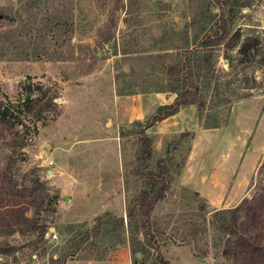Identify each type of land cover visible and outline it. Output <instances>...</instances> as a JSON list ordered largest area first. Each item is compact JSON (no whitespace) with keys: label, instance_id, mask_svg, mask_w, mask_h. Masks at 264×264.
Listing matches in <instances>:
<instances>
[{"label":"rangeland","instance_id":"obj_1","mask_svg":"<svg viewBox=\"0 0 264 264\" xmlns=\"http://www.w3.org/2000/svg\"><path fill=\"white\" fill-rule=\"evenodd\" d=\"M221 12L238 35L215 48L210 87L200 84L207 101L225 81L249 93L233 101L227 123L202 130L194 105L151 126L150 117L120 122L116 94L164 77L146 56L164 52L170 62ZM248 38L256 47L243 51ZM43 93L53 104L36 119L24 99ZM0 104L14 122L10 145L0 139V177L40 181L42 198L26 215L56 233L0 222V264H50L80 250L120 252L128 264H231L211 219L263 179L264 0H0ZM150 170L169 184L141 218L131 210Z\"/></svg>","mask_w":264,"mask_h":264},{"label":"trees","instance_id":"obj_2","mask_svg":"<svg viewBox=\"0 0 264 264\" xmlns=\"http://www.w3.org/2000/svg\"><path fill=\"white\" fill-rule=\"evenodd\" d=\"M245 5L246 3L242 4V6ZM220 6L222 7V5ZM222 12L221 15L219 13L216 20L206 23V26L203 25L200 28L199 31L202 32L204 29V33L200 39L198 33L196 34L191 47L185 48L183 53H172L170 62L161 61L164 52L150 53L146 56L158 64L164 77L162 76V81L149 82L150 87H146L140 92L169 91L175 94L171 103L157 107L150 116V125L175 114L185 106L194 105L201 128H219L227 123L233 101L246 98L249 95V93H239L238 87L232 86L230 81H225L221 87L217 84L214 86L215 88L211 92L213 94L211 101L204 99L201 91V82H205L207 88L210 87L209 61L215 48L224 43L231 46L234 43L231 40L238 35L235 30L233 31L234 23H230L227 18L224 19ZM232 32L234 35L231 34ZM256 43V38H248L242 44L243 51L256 47ZM214 56L216 58V54ZM150 76L152 74L146 73V77ZM131 93L135 92L129 94ZM43 98L44 93L34 99L29 97L24 99L29 102L32 100L30 109L33 110V116L36 119H40L43 110L53 104L51 101L54 97L46 100ZM10 114L9 109L0 104V139L4 140L8 146L10 140L5 142V138L12 137L11 129L14 125ZM135 124L139 125L140 123L135 122ZM12 140L17 141L15 134H13ZM149 151V148L145 149V154H148ZM258 170L263 173V179L255 194L250 197H242L233 207L216 209L212 214V224L215 229H219L220 233L224 234L222 253L231 264H264V163L260 164ZM162 174L163 170L157 173L152 170L148 171L145 185L138 192L131 210L134 212L133 215H138L141 218L147 217L153 205L164 196L169 181L162 178ZM42 191L43 185L40 181L34 180L31 185H27L24 182L19 183L15 178H7L6 175H2L0 177V209L2 210L0 211V222L8 223L11 227L16 226L13 228L28 224L31 232L36 231V235L43 238L47 226L45 224L36 226L37 220L26 215L29 207L37 205L41 200ZM194 194L198 193L194 192ZM13 230L11 229V231ZM14 251L15 248L7 250L10 253ZM137 252L141 254V251ZM42 253L45 255V249ZM72 255V253H66L57 258H52L51 255L49 262L50 264H65L66 259ZM158 263L170 264L163 258H159Z\"/></svg>","mask_w":264,"mask_h":264},{"label":"crops","instance_id":"obj_3","mask_svg":"<svg viewBox=\"0 0 264 264\" xmlns=\"http://www.w3.org/2000/svg\"><path fill=\"white\" fill-rule=\"evenodd\" d=\"M174 97L175 94L169 91H164V92L147 91V92H137L131 94L129 93L116 94L114 100V113L117 116V118L120 120V122L130 123L136 120V122L139 123V121L137 120L141 121L143 119H146L147 117H150L155 112L158 106L162 104L171 103ZM185 107L181 108L180 110L184 109ZM170 116L165 117L159 122L165 121ZM197 124L200 127L198 120H197ZM201 129L203 130L204 128ZM105 186H107V183ZM83 187L86 189L91 188L90 185ZM99 187L102 186L99 185ZM86 194L89 195V192L88 193L86 192ZM102 195L104 196L103 199H107V189L106 191H102ZM102 201L103 200L100 201V207H102L103 205L101 204L103 203ZM91 213L92 216H96L98 212H91ZM105 251L106 250H104V252ZM119 254L120 252L118 253L114 251L107 256V251H106L104 255L98 258H93V256L91 257L90 252L80 250V251H76L71 257L67 258L65 264H128L125 255L124 254L119 255ZM19 264H38V263L21 262Z\"/></svg>","mask_w":264,"mask_h":264},{"label":"built area","instance_id":"obj_4","mask_svg":"<svg viewBox=\"0 0 264 264\" xmlns=\"http://www.w3.org/2000/svg\"><path fill=\"white\" fill-rule=\"evenodd\" d=\"M46 238H48V239H55L56 238V233H55V231H54V228H52V227H49L48 229H47V231L45 232V235H44Z\"/></svg>","mask_w":264,"mask_h":264}]
</instances>
